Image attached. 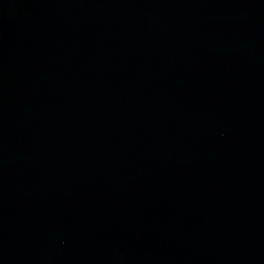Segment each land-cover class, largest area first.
Listing matches in <instances>:
<instances>
[{
    "label": "water",
    "instance_id": "95a60500",
    "mask_svg": "<svg viewBox=\"0 0 264 264\" xmlns=\"http://www.w3.org/2000/svg\"><path fill=\"white\" fill-rule=\"evenodd\" d=\"M0 264H264V0H0Z\"/></svg>",
    "mask_w": 264,
    "mask_h": 264
}]
</instances>
